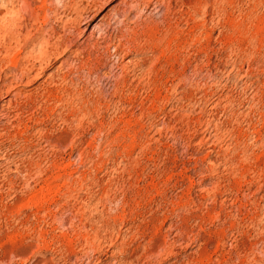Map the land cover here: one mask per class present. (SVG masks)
<instances>
[{
  "label": "rangeland",
  "instance_id": "rangeland-1",
  "mask_svg": "<svg viewBox=\"0 0 264 264\" xmlns=\"http://www.w3.org/2000/svg\"><path fill=\"white\" fill-rule=\"evenodd\" d=\"M0 15V264H264V0Z\"/></svg>",
  "mask_w": 264,
  "mask_h": 264
},
{
  "label": "bare ground",
  "instance_id": "bare-ground-1",
  "mask_svg": "<svg viewBox=\"0 0 264 264\" xmlns=\"http://www.w3.org/2000/svg\"><path fill=\"white\" fill-rule=\"evenodd\" d=\"M48 5V4H47ZM8 17H1V15H0V39L2 40L3 39V41H5V54L7 55L11 50H12V48H13V45L15 44V43H17V45L19 46V44H18V41H19V43H20V39L18 40V37H17V34H19L18 32H14L13 30H12V27L14 26V23H15V18H14V16H13V18L14 19H11V18H9V19H7ZM92 20V19H91ZM89 21V20H88ZM87 21V22H88ZM18 24V23H17ZM90 25L92 24V21H91V23H89ZM15 25H16V23H15ZM89 25V26H90ZM88 27V26H87ZM20 37V36H19ZM23 38V37H22ZM44 38V37H43ZM31 42V41H30ZM44 42V41H43ZM32 44V43H31ZM31 46V45H30ZM41 47H43V46H41ZM40 47V48H41ZM30 48V47H29ZM36 48V47H35ZM15 49V48H14ZM44 49V48H43ZM43 49H40L41 51L43 50ZM46 49V48H45ZM2 50V49H1ZM33 50V49H32ZM32 50L31 51H29L30 53H29V55H32ZM40 51V52H41ZM48 51L47 50H43V52H41V53H39L38 52V54L40 55L41 54V56H42V58H41V56H39L40 57V59H39V61L40 60H42L43 61V56L45 55L46 56V53H47ZM51 52V51H50ZM49 53V52H48ZM38 54H37V57H38ZM36 56V55H35ZM44 56V57H45ZM28 57H30V56H28ZM27 57V55H26V58H23V59H25L24 61H29L30 60V58H28ZM33 57V56H32ZM31 57V58H32ZM38 57V58H39ZM34 59H35V57H33ZM5 59V58H4ZM21 59V58H20ZM37 59V58H36ZM45 60V59H44ZM4 61V60H3ZM27 61V62H28ZM41 61V62H42ZM14 62V61H13ZM44 62V61H43ZM30 63V62H29ZM28 64V63H27ZM28 65H30V64H28ZM11 66H12V64H11ZM18 67V66H17ZM16 67V68H17ZM26 68H27V66H26ZM26 68H25V71H26ZM34 68V67H33ZM20 69V68H19ZM28 69V68H27ZM33 70V69H32ZM24 71V70H23ZM22 72V71H21ZM28 72H29V70H28ZM24 74L26 73V72H23ZM28 75V74H27ZM29 76V75H28ZM38 76V75H37ZM39 77V76H38ZM22 78V77H21ZM26 78V77H25ZM14 79V78H13ZM36 79V78H35ZM14 81V80H13ZM41 234V233H40ZM39 236V235H38Z\"/></svg>",
  "mask_w": 264,
  "mask_h": 264
}]
</instances>
